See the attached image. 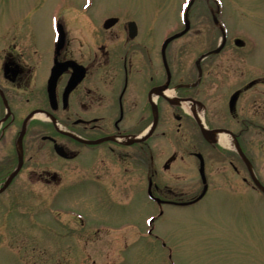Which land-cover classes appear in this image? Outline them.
Listing matches in <instances>:
<instances>
[{"label":"flooded vegetation","instance_id":"obj_1","mask_svg":"<svg viewBox=\"0 0 264 264\" xmlns=\"http://www.w3.org/2000/svg\"><path fill=\"white\" fill-rule=\"evenodd\" d=\"M33 9L28 6L18 22L6 20L0 28V186L21 158L9 186L28 181L51 188L52 207L63 210L77 231L89 230L88 219L55 202L57 194L133 197L138 168L145 192L164 208L199 203L217 176L226 182L235 178L247 189L243 194L264 199L235 148L207 141L193 119L197 113L227 119L229 125L211 126L205 119L204 124L227 131L264 187L257 169L264 160V70L247 64V54L229 52L220 63L224 41L218 52L215 45L187 64L182 51L171 57L167 47L163 55L160 48L153 51L150 36L143 38L138 25L130 36L125 21L105 29L104 19L96 25L85 19L94 30L73 32L67 8L54 15L48 35L34 33L27 25ZM217 9H209L215 29ZM187 33L190 26L179 38ZM192 34L201 38L200 30ZM235 44L236 39L233 49H243ZM170 133L177 142L164 147L156 164L152 144ZM54 217L58 220V212Z\"/></svg>","mask_w":264,"mask_h":264},{"label":"rangeland","instance_id":"obj_2","mask_svg":"<svg viewBox=\"0 0 264 264\" xmlns=\"http://www.w3.org/2000/svg\"><path fill=\"white\" fill-rule=\"evenodd\" d=\"M65 3L67 15H72V21L67 16L71 31L94 30L86 27V17L95 25L107 16L134 20L140 35L150 36L155 52L162 38L180 31L179 13L188 6L190 33L167 46L170 57L182 51L187 64L219 43L220 35L209 15V9L217 7L215 19L226 39V50L217 61L223 63L229 52L238 57L247 54V64L264 70V0H0V28L6 20L18 22L28 6H34L27 25L34 33L48 35L54 7ZM196 30L201 31L197 41L192 34ZM235 38L243 43L242 50L232 48ZM204 119L211 126L230 124L210 115ZM169 123L174 130V120L170 118ZM176 138L170 133L162 141L154 140V163L162 161L164 147L175 144ZM257 169L264 179V160ZM140 170L133 197L121 192L113 197L64 190L57 194L55 202L76 208L91 226L110 228L103 232L77 231L60 215L52 222L48 205L51 188L44 184H11L0 196V264H264L263 198L243 194L247 189L235 178L226 182L217 176L212 179L210 193L199 203L164 208L157 216L158 208L144 193L146 180ZM64 173L66 182L68 174ZM195 175L199 178L196 171ZM151 217L155 220L149 228Z\"/></svg>","mask_w":264,"mask_h":264},{"label":"bare ground","instance_id":"obj_3","mask_svg":"<svg viewBox=\"0 0 264 264\" xmlns=\"http://www.w3.org/2000/svg\"><path fill=\"white\" fill-rule=\"evenodd\" d=\"M188 8V7H187ZM198 114V113H197ZM200 115L198 114V117ZM216 140L217 142L222 145L223 147H234V142L231 138H229L227 135L223 134V133H217L216 134Z\"/></svg>","mask_w":264,"mask_h":264},{"label":"water","instance_id":"obj_4","mask_svg":"<svg viewBox=\"0 0 264 264\" xmlns=\"http://www.w3.org/2000/svg\"><path fill=\"white\" fill-rule=\"evenodd\" d=\"M110 21L112 22V21H114V20H110ZM176 36H177V35H176ZM176 36H173V37H176ZM173 37L169 38V39L164 43L163 47H164L165 44H166L169 40H171ZM217 51H218V50H217ZM199 127H200V131H201V133H202V135H203L204 137H208V138L212 139L213 134H212L211 131H206V130H205L200 124H199ZM19 165H20V163H19ZM19 165H18V167H19ZM12 175H14V173H13ZM12 175H10L9 180L12 178ZM9 180L3 185V187L0 189V191L3 190V189L5 188V186H6L7 183L9 182Z\"/></svg>","mask_w":264,"mask_h":264}]
</instances>
